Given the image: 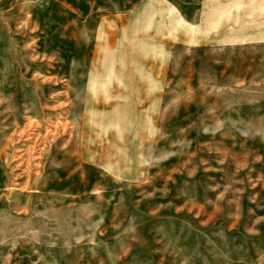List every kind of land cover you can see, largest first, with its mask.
<instances>
[{"label": "rangeland", "instance_id": "obj_1", "mask_svg": "<svg viewBox=\"0 0 264 264\" xmlns=\"http://www.w3.org/2000/svg\"><path fill=\"white\" fill-rule=\"evenodd\" d=\"M0 264H264V0H0Z\"/></svg>", "mask_w": 264, "mask_h": 264}]
</instances>
